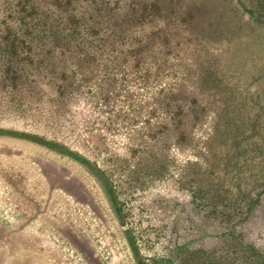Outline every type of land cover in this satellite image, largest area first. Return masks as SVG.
Listing matches in <instances>:
<instances>
[{"label":"rangeland","instance_id":"1","mask_svg":"<svg viewBox=\"0 0 264 264\" xmlns=\"http://www.w3.org/2000/svg\"><path fill=\"white\" fill-rule=\"evenodd\" d=\"M19 1L0 0V130L103 175L0 136V264H138L129 239L145 264H264V197L226 222L204 173L219 108L205 72L264 79V23L242 6L264 0H102L95 29L61 42Z\"/></svg>","mask_w":264,"mask_h":264},{"label":"trees","instance_id":"2","mask_svg":"<svg viewBox=\"0 0 264 264\" xmlns=\"http://www.w3.org/2000/svg\"><path fill=\"white\" fill-rule=\"evenodd\" d=\"M84 1L92 8L91 13L82 11L80 3ZM18 4V19L24 22L28 18L41 19L59 42L61 39L75 40L84 31L94 30L103 11L102 0H20ZM194 6L197 8L196 3ZM242 6L255 22L264 23V14L257 13L264 11V5L261 9L250 10L245 4ZM66 33L67 36L63 38ZM9 35L8 32L7 42ZM205 75V84L219 106L204 152L208 205L212 207L214 215L222 214L226 222L232 219V212L237 209L241 214L239 224H242L260 206L264 197V82H261L264 79L255 78L244 87L233 84L218 69L210 67ZM0 136L31 141L80 163L100 180L102 178L103 173L95 164L60 143L19 132L0 130ZM102 183L112 203L119 205L113 186L106 181ZM231 235L236 236L234 228ZM129 243L137 263L145 264L134 242L129 239Z\"/></svg>","mask_w":264,"mask_h":264},{"label":"water","instance_id":"3","mask_svg":"<svg viewBox=\"0 0 264 264\" xmlns=\"http://www.w3.org/2000/svg\"><path fill=\"white\" fill-rule=\"evenodd\" d=\"M124 229V228H123Z\"/></svg>","mask_w":264,"mask_h":264}]
</instances>
